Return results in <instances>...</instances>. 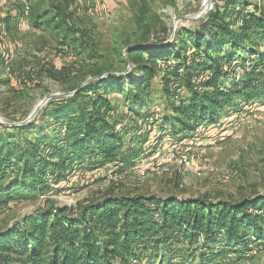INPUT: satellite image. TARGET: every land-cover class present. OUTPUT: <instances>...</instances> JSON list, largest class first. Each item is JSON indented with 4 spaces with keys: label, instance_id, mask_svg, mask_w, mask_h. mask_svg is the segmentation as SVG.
Returning a JSON list of instances; mask_svg holds the SVG:
<instances>
[{
    "label": "trees",
    "instance_id": "trees-1",
    "mask_svg": "<svg viewBox=\"0 0 264 264\" xmlns=\"http://www.w3.org/2000/svg\"><path fill=\"white\" fill-rule=\"evenodd\" d=\"M259 1L264 0L213 1L199 26L182 33L184 40L127 46L123 73L97 70L73 93L50 99L32 120L0 123V211L77 171L108 164L125 171L150 153L162 134L189 137L202 124L217 123L228 107L264 102ZM49 3L55 12L48 21L56 22L58 35L59 28L64 33L58 42L71 39L85 49L86 31L72 22L67 8ZM28 4L30 24L36 18ZM21 16V10L6 14L0 26L17 27ZM44 16L42 11L37 19ZM7 83L0 78V85ZM153 83L169 114L158 117L151 110ZM114 94L135 125L148 117L159 122L148 145L136 143L147 141L144 134L134 143L124 141L126 116L114 106ZM251 238L264 241V194L210 201L108 190L74 207L38 208L0 229V264H209L257 245Z\"/></svg>",
    "mask_w": 264,
    "mask_h": 264
},
{
    "label": "rangeland",
    "instance_id": "rangeland-1",
    "mask_svg": "<svg viewBox=\"0 0 264 264\" xmlns=\"http://www.w3.org/2000/svg\"><path fill=\"white\" fill-rule=\"evenodd\" d=\"M27 1L31 4L32 19L36 18L28 29L23 27L22 16L20 27L8 30L0 26V78L13 80L8 86L0 85V122L6 126L24 121L40 100L72 93L76 84H84L83 77L88 80L97 70L103 75L106 72L123 73L128 69L124 60L127 46L144 47L162 40H174L177 44L184 40L182 33L199 26L213 1L219 2L52 0L56 6L67 8L72 22L86 31L88 46L83 49L71 39L63 44L58 42L64 33L59 28L58 35L54 29L56 22L48 21L55 12L49 3L51 0H0V17L17 16L23 2ZM260 3L264 5V1ZM42 11L45 16L37 19ZM39 21L44 27L36 26L41 25ZM3 57L9 59L10 73L1 66ZM153 85L149 98L156 102L151 110H157L154 115L158 117L161 113L169 114L158 101L160 91ZM111 99L119 114L126 116L121 119L122 126H126L125 142L134 143L144 134L147 141L136 143L146 146L158 135V121L152 123L155 119L148 117L135 125L127 114L123 99L116 94ZM239 106L241 108L228 107L221 111L217 123L202 124L189 137L162 134L151 152L125 171L117 172L112 164L91 171H77L59 184L49 183L45 191L32 198L10 202L0 211V229L31 215L38 208L48 205L74 207L108 190L200 197L210 201L264 194V102L241 101ZM191 158L198 164L197 168L189 165ZM238 261L264 264V249L257 244L249 250L220 256L209 264Z\"/></svg>",
    "mask_w": 264,
    "mask_h": 264
},
{
    "label": "built area",
    "instance_id": "built-area-1",
    "mask_svg": "<svg viewBox=\"0 0 264 264\" xmlns=\"http://www.w3.org/2000/svg\"><path fill=\"white\" fill-rule=\"evenodd\" d=\"M22 17L24 19V21H22L23 23V27L24 29H28L29 28V23H28V19H29V5L28 3L26 2H23V5H22ZM2 66H3V69L5 70L6 73H10L11 72V69H10V66H9V59L6 58V57H3L2 59ZM189 165L193 168H197L198 167V164L195 162L194 159L191 158V160L189 161ZM251 240L258 244L259 246H261L263 249H264V241H257V240H254L253 238H251ZM234 264H249L248 262L246 261H238Z\"/></svg>",
    "mask_w": 264,
    "mask_h": 264
},
{
    "label": "water",
    "instance_id": "water-1",
    "mask_svg": "<svg viewBox=\"0 0 264 264\" xmlns=\"http://www.w3.org/2000/svg\"><path fill=\"white\" fill-rule=\"evenodd\" d=\"M72 93H73V92H72ZM69 94H71V93H69ZM69 94H66V95H69ZM49 99H50L49 97H46V98L40 100L39 105L35 108V110L33 111V113H31V114H30V115H29L24 121H22V122H20V123H18V124H16V125H21V124H23V123H26V122L32 120V119L35 117V115L38 113V111L40 110V108L43 106V104H44L47 100H49ZM0 123H1V122H0Z\"/></svg>",
    "mask_w": 264,
    "mask_h": 264
},
{
    "label": "crops",
    "instance_id": "crops-1",
    "mask_svg": "<svg viewBox=\"0 0 264 264\" xmlns=\"http://www.w3.org/2000/svg\"><path fill=\"white\" fill-rule=\"evenodd\" d=\"M21 22H22V20H21ZM19 23H20V21L18 22V27H20V25H19ZM2 66V65H1ZM0 77H2V76H0ZM13 82V80H8V83H7V86H8V84H10V83H12ZM2 87H3V85H1Z\"/></svg>",
    "mask_w": 264,
    "mask_h": 264
}]
</instances>
